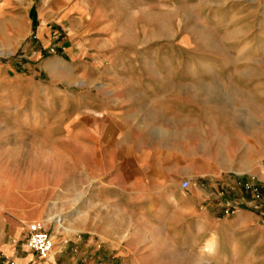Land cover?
Listing matches in <instances>:
<instances>
[{
	"label": "crops",
	"instance_id": "0c3cea01",
	"mask_svg": "<svg viewBox=\"0 0 264 264\" xmlns=\"http://www.w3.org/2000/svg\"><path fill=\"white\" fill-rule=\"evenodd\" d=\"M19 5H28L31 22L36 6V38L47 42L43 48L58 38L55 56L66 73H55L61 79L54 87L70 84L72 76L77 80L71 121L76 122L77 170L83 171L84 188L76 249L94 244L95 253L88 259L64 258L61 264H264V210L252 205L243 188L221 190L235 180L243 185L252 175L264 200V77L255 76L254 66H222L220 82L200 83L209 92L220 91L223 99L224 130L215 158L207 141L211 132L182 125L199 120L188 113L187 101L182 104L186 84L164 82L165 66L157 64L163 51H154L152 64H144L149 39L131 33L133 21L148 20L150 6L164 0H0V15L8 11L13 22ZM243 52L236 57L243 58ZM27 59H16L17 69L0 62V106H5L6 88L18 111L28 100V114L15 116L16 122L37 117L36 70ZM47 70L54 72L52 65ZM204 119L217 120L212 113ZM185 179L188 187L182 186ZM85 186L92 210H85ZM77 200L79 206V190ZM51 201L45 198L43 215L53 228ZM6 212L20 221L42 217L0 199V224ZM24 228L18 223L12 234L0 231V256L12 264H31L37 253L27 242L18 249ZM55 255L50 264L56 263Z\"/></svg>",
	"mask_w": 264,
	"mask_h": 264
},
{
	"label": "rangeland",
	"instance_id": "374dc122",
	"mask_svg": "<svg viewBox=\"0 0 264 264\" xmlns=\"http://www.w3.org/2000/svg\"><path fill=\"white\" fill-rule=\"evenodd\" d=\"M222 1L226 0H164V5L150 6L148 20L144 17L135 19L131 26L134 36L147 35L149 39L146 48L149 58L148 62L143 60L144 64H152L151 55L154 51H163L164 58H159L157 64L165 66L164 82L186 84L181 87V91L186 92L185 96L180 97L182 104L187 101L191 110L188 113L193 112L199 120L182 125L191 124L197 129L211 132L207 141L215 158L219 157L217 149L221 146L220 132L224 130V123L220 120L225 111L222 110L223 99L220 91L209 92L205 89L208 86L200 83L220 82L219 71L222 66L235 67L243 64L254 66L255 76L264 77V0H227L229 5H222ZM15 8H18L14 12L19 18L13 22L8 17V11H5L4 17L0 15V62L17 69L16 59L29 58L32 69L36 70L37 117L36 121H29L26 117L25 121L16 122L15 116L28 114V100L18 111V106L11 103L12 92L6 88L5 106H0V117L5 119H0V199H4L7 206L20 207L27 214L38 213L42 217L23 218L20 221L6 212L0 231L3 232L5 228L12 234L15 226L21 223L25 228L17 247H26L31 222L42 220L47 228L50 226L46 225L47 216L43 213L45 198H52L53 201L49 204L53 207L56 226L50 227L56 236V245L49 257L44 258L34 253L31 264H50L53 262L50 258L54 254L55 264H61V259L64 258H70L71 261L74 257L88 259L95 253L94 244L83 251L77 252L76 249L79 237L76 215L78 207L80 210L83 208L84 188L83 171L77 170L76 122L71 121L76 113V99L71 94L77 90L73 88L77 83L76 76H72L70 84L58 83V87H54L61 79L55 73H66V66L55 56L58 50L54 42L58 38L43 48L47 42H40L36 38L39 32L36 6L31 10L32 22L27 18L28 5ZM56 28L58 27L54 26L53 33ZM238 28L240 32L237 34ZM238 50L244 51L243 58L236 57ZM48 65H52L54 72L47 70ZM206 67H213V72L205 73ZM19 69L22 70L23 67ZM194 71L199 73L195 74ZM192 83L196 85L193 86ZM27 94L26 91V96ZM209 113L216 115L217 120L206 121L205 115ZM197 141L204 143L203 138H197ZM250 176L245 178L247 181L243 185L240 184L241 181L235 180L221 190L224 192L228 189L232 193L236 188H243L246 194L252 196V205L264 210V200L259 199L262 185L255 176ZM78 177L81 179L79 186ZM84 178L86 182V174ZM87 189L88 186H85V210H92L91 201L90 205L87 202L91 191L88 192ZM78 190L81 196L79 206ZM37 200H41L39 205ZM61 244L67 245L66 248L62 249ZM9 259L1 255L0 264H12Z\"/></svg>",
	"mask_w": 264,
	"mask_h": 264
},
{
	"label": "built area",
	"instance_id": "2783aa9c",
	"mask_svg": "<svg viewBox=\"0 0 264 264\" xmlns=\"http://www.w3.org/2000/svg\"><path fill=\"white\" fill-rule=\"evenodd\" d=\"M190 181L185 179L182 181L183 187H188ZM53 231L45 226L42 220L33 221L29 224L27 244L41 257H49L54 251L56 241Z\"/></svg>",
	"mask_w": 264,
	"mask_h": 264
}]
</instances>
